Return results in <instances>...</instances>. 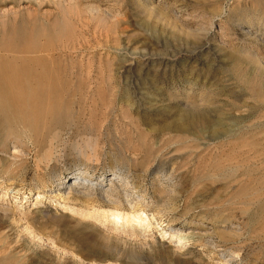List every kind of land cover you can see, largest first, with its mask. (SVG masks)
I'll return each mask as SVG.
<instances>
[{
  "label": "rangeland",
  "instance_id": "rangeland-1",
  "mask_svg": "<svg viewBox=\"0 0 264 264\" xmlns=\"http://www.w3.org/2000/svg\"><path fill=\"white\" fill-rule=\"evenodd\" d=\"M64 1L0 0L48 9L60 22L67 6L81 15L77 26L69 17V58L58 61L66 85L55 90V124L42 136L21 125L0 136V264H42L34 252L87 264L94 240L75 225L112 242L114 258L137 254L112 264H221L222 250L235 253L233 264H264V71L230 65L240 48L264 56L239 35L241 23L264 21V0ZM249 71L245 85L239 75ZM181 113L207 119L194 127L203 136L237 140L190 155L173 137ZM115 167L147 187L140 209L118 225L111 213L126 207L88 204L67 181L72 170L97 179ZM157 167H177L178 193L160 186ZM210 170L225 176L211 182Z\"/></svg>",
  "mask_w": 264,
  "mask_h": 264
},
{
  "label": "bare ground",
  "instance_id": "bare-ground-1",
  "mask_svg": "<svg viewBox=\"0 0 264 264\" xmlns=\"http://www.w3.org/2000/svg\"><path fill=\"white\" fill-rule=\"evenodd\" d=\"M47 10H43V12L41 8L28 5V3L12 8H5L0 4V136L18 125L34 132H40L41 128L44 131L46 129L47 132V129L55 124L56 115L54 116L53 114L54 108L57 107V105L54 107L55 90L63 87L64 83L66 85V79H64L65 77L60 68L61 66L59 67L58 65V61L69 55L67 49L71 41V28L73 26V24L69 23V17L73 18L74 23L76 21L80 23L81 15L76 6H67L66 11L63 10L65 19L60 22L57 19L51 20L52 13ZM244 24V26L242 23L240 24V40H243V42L244 40H251L254 44L257 43L260 47L264 48V21H261V24L258 25ZM239 51L242 53L239 54L240 56L236 54L235 57V55L231 56L229 54L231 58L230 65L238 68L243 67L241 61L243 63L248 62L252 69L256 67L264 71V56L261 57L255 51H246V49L240 48ZM249 66L248 69L251 68ZM250 74L252 72L250 73L249 71L248 73L244 72V74L242 72L241 76L239 75L240 80L245 85L251 83L249 82L252 79ZM69 80L72 81L73 79ZM252 80L254 81V79ZM261 82V87H263L264 81ZM59 95H61V92ZM58 103L60 104L61 102ZM207 123L208 121L203 115L189 120L181 113L176 118V129L180 131L173 137L178 143H182V145L187 144L191 148L189 150L190 155L195 154L197 151L210 150L211 145L215 143L224 144L237 140L235 132H222L203 136L200 130L194 131V127L200 129ZM184 126L191 127L192 131L185 130ZM260 126L262 127V124ZM41 134L43 135L42 132H40ZM41 138L43 140L46 139V137ZM180 157L187 159L188 155L184 154ZM158 167L151 171L153 177L160 181V186L167 188L172 193H178V188H181V180L179 176L174 175L178 166L175 167L174 174L161 171ZM115 168L111 169L108 178L103 176L97 179L90 176H82L81 173L72 170L67 181H70L68 189H73L75 194L81 196L88 204L109 205L116 210L126 207L129 212L121 213L114 211L111 213L114 217V219L112 218L114 221L111 223L118 225L120 220L124 224L129 223L130 218H132H129L130 213L132 214L140 209L142 199L146 196L147 187L143 183H141L142 185H138V181H133L130 175L117 167ZM223 173L225 172L216 174L210 170L207 173L208 175L205 176L206 179L215 182L218 179L217 177L225 176ZM241 175L242 173L238 174L239 178H241ZM63 183L60 182L57 186L61 187ZM194 192L199 193L198 189H195ZM107 213L108 211L102 213V220L100 221L108 220L110 214L108 215ZM71 228L77 231L78 237H88L94 240L87 253V258L81 257V259L86 260L87 264H112L110 262L112 259L127 261L134 260L137 257L136 253L128 252L125 255H120L121 258H114L113 252H115L116 247L112 242L106 243L102 239L94 238V235L82 225H75ZM33 237H38V233L34 232ZM38 238L39 240L42 239V237ZM52 244L54 243L52 242ZM54 245L57 246V244ZM34 254L37 262L39 260V263L42 264H69L62 260L55 262V260L53 261L50 258H46L47 256H43L41 252H34ZM234 254L233 251L222 250L220 253L221 264H233V260L236 259V255Z\"/></svg>",
  "mask_w": 264,
  "mask_h": 264
}]
</instances>
